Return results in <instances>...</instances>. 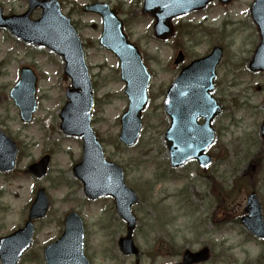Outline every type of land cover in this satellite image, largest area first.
<instances>
[{
	"label": "rangeland",
	"instance_id": "obj_1",
	"mask_svg": "<svg viewBox=\"0 0 264 264\" xmlns=\"http://www.w3.org/2000/svg\"><path fill=\"white\" fill-rule=\"evenodd\" d=\"M88 1L64 2L66 9L73 11V3L82 5ZM102 1H110L114 6L126 3L120 7V13L121 18H126L127 36L146 55L145 64L152 75L150 101L142 115L141 136L132 149H116L111 145L116 144V121L127 106L118 63L97 44L101 31L98 17L88 14L74 17L86 48L97 98L93 127L109 144L110 148L105 147L106 155L110 154L111 159L124 168L125 183L139 200L133 208L137 218L133 241L141 252L142 264H173L177 252L198 251L203 247L210 250L206 264H264V241L256 242L239 222L245 194L235 196V187L232 188L238 177L256 171L245 158L257 154L263 146L258 132L264 117V73L253 74L248 70V61L259 43L248 15L253 0H232L225 6L215 3L206 11L174 18L171 23L175 34L162 42L154 38L152 19L140 13L137 0ZM0 4L5 13L14 14L22 13L26 6L24 0H0ZM215 45L223 48L218 84L226 119H223L224 129L218 143L226 150L208 175L216 176V182L224 191L233 192L230 198L224 194L220 198L216 190L213 192L195 164L172 170L163 140L168 120L162 100L178 73L172 64L177 51L183 52L187 64L208 54ZM43 53L33 56L30 47L0 33V62H4V73L0 76V124L21 147L18 169L10 176H0V236L23 223L26 213L22 209L34 197L36 189L42 187L49 197L50 208L46 219L34 223V243L30 252H35L38 259L30 264H44L38 254L44 246L59 238L63 231L61 222L71 210L85 222L84 249L90 264H131L132 260L121 256L117 250V241L124 230L114 213L112 201L88 202L82 198L80 190L69 192L61 187L70 179L71 163L79 155L80 142L66 137L59 129L58 114L70 82L63 75L60 59L46 56L47 51ZM27 65H33L39 73L38 107L33 123L23 125L16 108L3 97L17 80L18 68ZM47 149L54 150L49 175L42 182H32L20 170ZM261 166L263 168L260 167L256 174L259 201L264 207V162ZM161 175L178 177L155 184V178ZM147 186L153 187L151 193L146 192Z\"/></svg>",
	"mask_w": 264,
	"mask_h": 264
},
{
	"label": "water",
	"instance_id": "obj_2",
	"mask_svg": "<svg viewBox=\"0 0 264 264\" xmlns=\"http://www.w3.org/2000/svg\"><path fill=\"white\" fill-rule=\"evenodd\" d=\"M211 0H146L147 12L156 17L154 26L155 37L165 38L171 33L168 25L170 18L202 8ZM222 3L227 0H220ZM39 21L28 23V14L21 17H2L0 9V27L8 29L22 41L50 48L62 56L67 64L65 74L72 81V89L66 91L68 102L62 110V129L71 135H79L84 141L82 162L74 168L75 175L81 180L85 194L91 199L110 196L115 200L116 212L128 224L127 235L119 241V249L125 255H136L131 235L134 229V218L130 208L136 202L133 191L123 184L122 170L103 158V151L98 144L90 126V112L93 106L91 86L85 67L83 52L75 33L68 27L50 6L43 7ZM104 19L100 45L111 51L120 62L121 76L126 83L125 93L129 100L127 112L121 118V133L119 140L125 146H132L138 137L141 126L140 113L147 103V86L150 75L141 63L137 50L128 44L122 34L121 23L106 7L98 8ZM251 16L258 27L261 42L256 48L249 67L252 71L264 70V0H255L251 8ZM220 57V49L204 59L194 61L182 70L178 79L168 89L165 100V113L170 118V127L165 133L166 147L170 163L173 167L183 164L189 159H195L200 166L205 167L211 158L204 152L213 140V132L209 123L219 113V108L207 94L212 90L210 83L214 66ZM181 53L177 55L174 64L182 61ZM36 79L31 71L22 69L20 80L11 91V97L19 110L22 121H29L35 110ZM204 120L203 125H197V119ZM264 138V125H263ZM15 148L10 140L0 134V170L8 169L13 162ZM47 162L42 160L30 168L35 176L45 173ZM47 199L42 190L31 206L29 221L25 228V236L31 237V220L42 218L47 210ZM247 214L241 223L254 236L264 237V227L260 216V207L255 195H250L245 207ZM17 235H14L15 237ZM83 235L81 222L75 215L66 219L65 231L62 237L44 250L46 264H87L83 257ZM17 254L11 253L4 257L3 264H15L24 247H18ZM21 249V250H20ZM21 251V252H20ZM6 256V253H3ZM208 250L197 253L186 251L182 264H194L207 260ZM10 257L12 259H10Z\"/></svg>",
	"mask_w": 264,
	"mask_h": 264
},
{
	"label": "flooded vegetation",
	"instance_id": "obj_3",
	"mask_svg": "<svg viewBox=\"0 0 264 264\" xmlns=\"http://www.w3.org/2000/svg\"><path fill=\"white\" fill-rule=\"evenodd\" d=\"M28 1L29 0H25V3H26V6L24 7V10L23 11H25L27 8H28ZM58 1V0H57ZM102 0H89L87 3H85V4H83V5H92V4H94V3H97V2H100V3H106L107 5H109V7L111 8V9H114L115 11H116V13L117 14H119L120 16H122L121 15V8H123L125 5H126V3L125 2H119V6H114V5H112V3L110 2V1H106V2H101ZM58 3H59V6H60V11H61V13L64 15V16H66V17H68L69 19H71V21H72V19L75 17V16H82V15H87L88 13H84L83 11H82V8H81V5H79V4H77V3H73V4H75V10H73V11H70V10H68V9H65L66 8V6L64 5V3H63V1H58ZM61 3V4H60ZM136 3H137V5H139V6H141V9H142V5H143V0H137L136 1ZM121 7V8H120ZM76 14V15H74L73 16V14ZM140 13H141V11H140ZM39 14H40V10L38 9V8H35L34 9V11H33V13L31 14V16H30V19H37L38 18V16H39ZM88 15H92V14H88ZM93 16H96L97 17V15H94L93 14ZM122 19H123V22H125V20H126V18H123L122 17ZM91 79H92V77H91ZM93 82V81H92ZM217 93V94H216ZM214 94H216V96H214V98H215V100H216V102L218 103V105L221 107V109H222V114L221 115H219L216 119H215V121H213V129H214V133H215V137H217L218 139L220 138L219 136H220V134H221V131H222V129H224V126H223V119L226 117V116H223L224 114H225V106H224V103H223V101H222V99L220 98V88H219V84H218V79L215 81V90H214ZM226 119V118H225ZM264 120V117H263V119H262V121ZM261 121V122H262ZM202 121H199V123H201ZM261 125V124H260ZM260 131H261V128H260ZM225 131H223V133H224ZM262 132V131H261ZM259 134V133H258ZM220 140V139H219ZM218 146L220 147V146H222L221 144H218ZM210 153V155L212 156V158H213V161H214V163H216V160H218V154H216V153H213L212 151H210L209 152ZM46 154H48L49 156H50V161H52L53 160V158H54V150L53 149H47V150H44L43 151V153H42V155L41 156H43V155H46ZM53 156V157H52ZM18 157L20 158V155L18 154ZM72 164H75V161H73V163ZM211 168H208V169H204L203 170V175L205 176V177H209V175H208V173L210 172L209 170H210ZM15 172V171H14ZM14 174V173H13ZM10 175H12V174H0V176H10ZM24 259V258H23ZM179 261H180V258H179ZM178 261V262H179ZM176 263H178L177 261H175ZM175 263V264H176ZM132 264V263H131ZM139 264H142V261L140 260V263Z\"/></svg>",
	"mask_w": 264,
	"mask_h": 264
}]
</instances>
